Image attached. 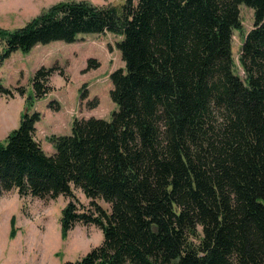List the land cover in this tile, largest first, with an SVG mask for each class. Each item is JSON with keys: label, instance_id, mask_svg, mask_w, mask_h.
Listing matches in <instances>:
<instances>
[{"label": "trees", "instance_id": "1", "mask_svg": "<svg viewBox=\"0 0 264 264\" xmlns=\"http://www.w3.org/2000/svg\"><path fill=\"white\" fill-rule=\"evenodd\" d=\"M241 4L254 12L243 77L232 56ZM106 32L124 62L109 75L112 118H74L69 134L50 136L48 155L35 136L40 113L26 110L0 141V195H63V236L78 223L101 230L103 243L63 264H264V0L60 2L0 29V65L17 50ZM57 70L35 71V100ZM0 95L14 96L1 79Z\"/></svg>", "mask_w": 264, "mask_h": 264}, {"label": "rangeland", "instance_id": "2", "mask_svg": "<svg viewBox=\"0 0 264 264\" xmlns=\"http://www.w3.org/2000/svg\"><path fill=\"white\" fill-rule=\"evenodd\" d=\"M85 1L93 5H118L123 0H0V29L15 30L30 22L60 2ZM241 31H233L232 56L236 72L243 77L238 54L245 33L253 26V10L240 5ZM119 36L112 33L79 34L71 44L53 41L46 45L37 44L29 52L15 51L0 65L1 84L10 88L14 96L0 95V141L5 142L8 134L19 126L24 113L20 108L40 113L37 128L38 138L44 144L50 135L46 127L59 125L58 132H69L74 118L95 116L111 119L117 106L110 100V73L124 66L116 48ZM5 43L0 42V54ZM97 64L87 69L88 59ZM57 66L49 78L51 91L47 96L34 99L32 77L37 69ZM22 90L21 95L19 90ZM86 90V99L80 93ZM96 98L98 107L88 108L87 101ZM49 102L52 106H49ZM58 107L55 109V107ZM17 117L14 123V119ZM68 133V134H69ZM64 134V133H63ZM48 153V146H44ZM75 200L80 209H89V201L80 189H75ZM68 197L63 195L50 200H38L31 196H20L16 190L0 195V264H63L79 260L92 247L103 243L101 230L96 226L78 223L66 236L62 235L60 218ZM105 209L109 204L100 202Z\"/></svg>", "mask_w": 264, "mask_h": 264}, {"label": "crops", "instance_id": "3", "mask_svg": "<svg viewBox=\"0 0 264 264\" xmlns=\"http://www.w3.org/2000/svg\"><path fill=\"white\" fill-rule=\"evenodd\" d=\"M23 109L24 108H20V114L21 113H24L23 112ZM90 117V116H89ZM95 117V116H94ZM80 118H84L83 116H81ZM88 117H86L85 119H87ZM17 119V117L14 119V123H16L17 121H15ZM99 119V118H98ZM20 121V120H19ZM42 120H41V117H40V119H39V121H37V123L35 124V133H36V140H37V138H38V134H37V128L39 127V122H41ZM72 124V123H71ZM54 126H56V127H54V128H48V127H46L45 129V131H47V133L50 135V133L51 134H58V135H64V134H68L69 132H62V134H61V132H58L57 130L59 129V125L58 124H54ZM70 132H71V125H70V130H69ZM64 133V134H63ZM37 141H39L40 142V144H41V146H42V148L45 150L46 148L44 147V146H48V149H47V151H48V155H50L52 152H54V148H53V145H52V143L51 142H48V140H47V142L46 143H48L47 145L46 144H44L43 142H41L40 140H37ZM47 153V152H46Z\"/></svg>", "mask_w": 264, "mask_h": 264}]
</instances>
